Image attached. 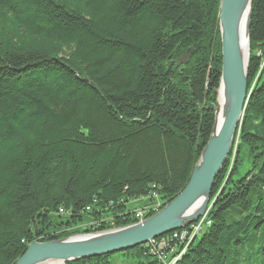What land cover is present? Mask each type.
I'll return each instance as SVG.
<instances>
[{"label":"trees","instance_id":"16d2710c","mask_svg":"<svg viewBox=\"0 0 264 264\" xmlns=\"http://www.w3.org/2000/svg\"><path fill=\"white\" fill-rule=\"evenodd\" d=\"M220 2L0 0V264L35 242L109 229L78 226L101 217L134 223L127 202L156 193L164 207L184 189L214 123ZM257 50L264 0L252 5L249 90ZM238 131L210 225L174 264H264V68ZM111 261L162 264L147 244L67 264Z\"/></svg>","mask_w":264,"mask_h":264},{"label":"water","instance_id":"95a60500","mask_svg":"<svg viewBox=\"0 0 264 264\" xmlns=\"http://www.w3.org/2000/svg\"><path fill=\"white\" fill-rule=\"evenodd\" d=\"M253 0H221L218 13L221 68L214 123L184 189L155 215L103 231L78 233L49 242H35L15 264H67L113 255L147 244L196 223L206 211L221 174L248 99V62ZM186 64V57L181 59ZM222 97V104L218 98Z\"/></svg>","mask_w":264,"mask_h":264},{"label":"built area","instance_id":"2783aa9c","mask_svg":"<svg viewBox=\"0 0 264 264\" xmlns=\"http://www.w3.org/2000/svg\"><path fill=\"white\" fill-rule=\"evenodd\" d=\"M261 69H262V66H261L260 70ZM258 78H259V73L257 74L255 80H258ZM250 90H251V88H250ZM229 171H230V169H229ZM150 197H151L150 199L152 200L153 204L145 212L136 211L134 213V217L136 219H139L142 221L148 215L149 211L157 210L160 207L161 202L159 201L157 195L154 193V194H151ZM213 201L214 200H211V207H212ZM85 210L88 212L89 208H86ZM208 211L206 212V214L202 218L198 219V221L196 223L188 226L185 229V231L173 232V234L170 236V238L162 239L159 242H157L155 239L149 241L147 243V245H149V247H150V252L153 255H156V257L158 258V260L162 264H167L168 261H173L174 258L177 257V255L171 257V259L168 260V257L165 255V252H170V251L174 250V248H172L171 245L175 241H177L178 245H179V247H178L179 251L178 252H180L181 250H185V243H190V240H194V237L198 236V233L201 231V226L207 221V215L209 213ZM58 214L61 216H69L70 212L61 208V209H59ZM113 225H114L113 217H101L98 220L89 221L86 225H84L83 228L86 230H90V229H94V228H98V227H105V226L113 227ZM183 244H184V247L182 248ZM175 247H176V244H175Z\"/></svg>","mask_w":264,"mask_h":264},{"label":"rangeland","instance_id":"374dc122","mask_svg":"<svg viewBox=\"0 0 264 264\" xmlns=\"http://www.w3.org/2000/svg\"><path fill=\"white\" fill-rule=\"evenodd\" d=\"M255 54H256V56L257 57H260L261 58V60H262V69L261 70H263V68H264V51H261V50H257L256 52H255ZM187 62V61H186ZM180 65H183L182 63H181V60H179V62L177 63V66H180ZM254 85H255V81L251 84V86H250V88H252V87H254ZM248 93H249V89H248V91H247ZM248 97H249V95H248ZM243 118V117H242ZM242 121V120H241ZM241 124V123H240ZM239 131H238V129H237V132H236V135H235V138H234V141H233V146H232V154H231V156H229L228 155V157H227V160H229V169H232V166H233V163H234V157H235V152H236V149H237V147H238V145H239ZM231 149H230V151H231ZM226 160V161H227ZM226 164V163H225ZM229 169H228V171H229ZM250 169V163H249V161L246 159V158H244V161L239 165V173L235 176V178H238L239 176H243L248 170ZM152 194H154V193H152ZM156 194V193H155ZM142 202H144V203H149V201H148V198H146V197H141V198H138V199H136V200H132V201H129V202H127L126 203V210L127 211H130V212H132V213H135L137 210H142L143 209V207H142V205H143V203ZM211 207V199H210V201H209V203H208V205H207V208H206V211L204 212V214H203V216L206 214V212L209 210L210 211V208ZM210 208V209H209ZM208 211V212H209ZM156 214V213H155ZM154 214V215H155ZM202 216V217H203ZM201 217V218H202ZM200 219V218H199ZM87 223H82V224H79L78 226L80 227V228H82L84 225H86ZM78 228V227H77ZM206 230V226L205 225H203V227H202V229H201V231H200V233H199V235H198V238H197V240H200V238H201V236L203 235V233H204V231ZM122 260L120 259V258H117V259H115V262H121ZM111 264H114V262L113 261H111Z\"/></svg>","mask_w":264,"mask_h":264},{"label":"bare ground","instance_id":"6f19581e","mask_svg":"<svg viewBox=\"0 0 264 264\" xmlns=\"http://www.w3.org/2000/svg\"><path fill=\"white\" fill-rule=\"evenodd\" d=\"M259 73H260V71H259ZM257 81H258V80H255V84H256ZM252 88H253V87H252ZM252 88H251V90H252ZM251 90H249V93L251 92ZM249 93H248V95H249ZM218 101H219V104H222V97H219V98H218ZM229 174H230V173H229ZM229 174H227V175H229ZM147 198H148L149 203L147 204V203L142 202V203H143V205H142L143 209H142V210H137V211L145 212V211L148 210L149 207L153 204V203H152V200L150 199V198H151L150 195H148ZM210 199H211V198H210ZM160 202H161V201H160ZM162 208H163V206H162V202H161L160 207H159L157 210H151V211H149L148 215H149V214H152V213H153V214L158 213ZM132 218L135 220L134 223H137V222H140V221H141V220L136 219V218L134 217V213L132 214ZM145 219H146V218H145ZM134 223H131V224H134ZM128 225H130V224H128ZM203 225H205L206 227H208V226L210 225V222L207 220ZM203 225L201 226V229H202ZM83 227H84V226H83ZM83 227H82V229H84ZM113 227H114V226H113ZM113 227H110V228H113ZM110 228H109V229H110ZM186 228H187V227H186ZM186 228H185V229H186ZM185 229H182V230H180V231H185ZM106 230H107V229H106ZM94 232H96V231H94ZM199 233H200V232H199ZM199 233H198V235H199ZM197 237H198V236L194 237V240H195ZM194 240H190V243H185V250H186V248H188V246H189ZM185 250H181V251L177 254V257H175L173 261H168L167 264H174L175 262H177V260L180 258V256L184 254ZM52 264H61V263H60V262H59V263L56 262V263H52Z\"/></svg>","mask_w":264,"mask_h":264}]
</instances>
